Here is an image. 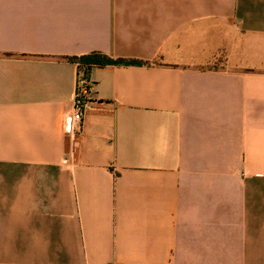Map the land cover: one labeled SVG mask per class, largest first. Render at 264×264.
Segmentation results:
<instances>
[{
    "label": "crops",
    "instance_id": "crops-1",
    "mask_svg": "<svg viewBox=\"0 0 264 264\" xmlns=\"http://www.w3.org/2000/svg\"><path fill=\"white\" fill-rule=\"evenodd\" d=\"M0 264H264V0H0Z\"/></svg>",
    "mask_w": 264,
    "mask_h": 264
},
{
    "label": "built area",
    "instance_id": "built-area-1",
    "mask_svg": "<svg viewBox=\"0 0 264 264\" xmlns=\"http://www.w3.org/2000/svg\"><path fill=\"white\" fill-rule=\"evenodd\" d=\"M93 84L82 78L78 79V90L74 101L73 111L67 117L65 133L74 142L84 135V119L92 103Z\"/></svg>",
    "mask_w": 264,
    "mask_h": 264
},
{
    "label": "trees",
    "instance_id": "trees-1",
    "mask_svg": "<svg viewBox=\"0 0 264 264\" xmlns=\"http://www.w3.org/2000/svg\"><path fill=\"white\" fill-rule=\"evenodd\" d=\"M69 61L77 64L78 76L87 82H91V74L94 68L108 65H144L140 61L114 60L101 53H91L81 57L70 58ZM78 78V79H79Z\"/></svg>",
    "mask_w": 264,
    "mask_h": 264
}]
</instances>
